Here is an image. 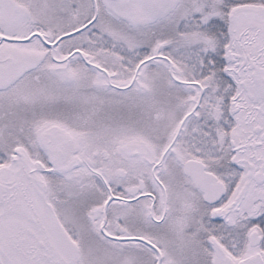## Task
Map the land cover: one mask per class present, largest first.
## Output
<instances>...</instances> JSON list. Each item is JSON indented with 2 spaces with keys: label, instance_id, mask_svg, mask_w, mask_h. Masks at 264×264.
<instances>
[{
  "label": "snow or ice",
  "instance_id": "6c2138e0",
  "mask_svg": "<svg viewBox=\"0 0 264 264\" xmlns=\"http://www.w3.org/2000/svg\"><path fill=\"white\" fill-rule=\"evenodd\" d=\"M0 264H264V0H0Z\"/></svg>",
  "mask_w": 264,
  "mask_h": 264
}]
</instances>
